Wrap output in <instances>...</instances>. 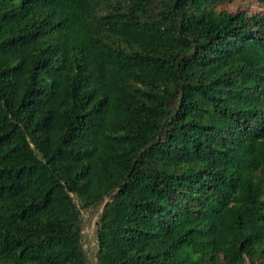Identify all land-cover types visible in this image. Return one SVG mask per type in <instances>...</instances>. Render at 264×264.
Wrapping results in <instances>:
<instances>
[{"label":"trees","instance_id":"1","mask_svg":"<svg viewBox=\"0 0 264 264\" xmlns=\"http://www.w3.org/2000/svg\"><path fill=\"white\" fill-rule=\"evenodd\" d=\"M101 206L97 264H264V0H0V264Z\"/></svg>","mask_w":264,"mask_h":264},{"label":"rangeland","instance_id":"2","mask_svg":"<svg viewBox=\"0 0 264 264\" xmlns=\"http://www.w3.org/2000/svg\"><path fill=\"white\" fill-rule=\"evenodd\" d=\"M256 10V6H252ZM231 7V10H235ZM104 206L83 212V247L86 251L89 264H97V223L103 213Z\"/></svg>","mask_w":264,"mask_h":264}]
</instances>
